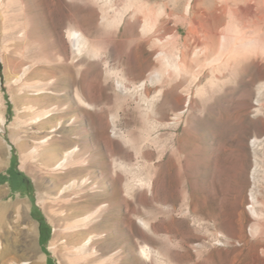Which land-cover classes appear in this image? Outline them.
<instances>
[{"label":"rangeland","instance_id":"obj_1","mask_svg":"<svg viewBox=\"0 0 264 264\" xmlns=\"http://www.w3.org/2000/svg\"><path fill=\"white\" fill-rule=\"evenodd\" d=\"M109 1L106 5L96 0H0V112L6 118L5 133H0V205L11 206L3 223L34 226L33 261L44 254L41 264L78 263L74 245L68 242L72 234L68 226L74 221L64 219L60 189L74 180L77 184L86 180L91 187L98 181L111 189L113 181L121 180L124 186L135 177L151 182L152 187L140 186L130 196L122 187L125 258L120 263L116 250H110L105 264H159L142 257L141 247L146 243L162 253L160 261L170 264H264L260 239L250 235L251 142L264 138V115L255 116L251 109L255 96L241 121H216L218 113L227 110L211 113L197 104L194 114L185 113L176 129L165 127L183 109L185 96L166 83L162 95L152 105L148 102L163 87L149 82L144 90L138 86L159 68L156 57L161 49L141 37L144 14L128 10L119 28L103 22V15L109 20L120 17L134 0ZM149 2L152 7L161 3ZM70 27L82 28L90 38V49L83 56L74 54ZM174 49V44L165 43V51ZM78 94L90 106L81 103ZM45 112L49 114L36 121ZM188 129L190 136H186ZM174 133L177 144L184 138L186 143L201 145L197 173L194 164H185L186 154L178 151L176 165L169 164L174 142L167 144L160 158L157 145ZM44 136L49 141L38 146ZM205 138L214 148L212 164H217L226 196L217 227L201 229L194 225L199 214L193 209L197 204L202 209L204 203L200 188L205 175L200 171L207 154ZM76 147L78 155L68 167L53 170L64 152ZM258 156L264 167V146ZM120 163L130 171L120 170ZM160 167L178 185L171 213L165 210L169 205L155 197ZM22 182L27 189L18 188ZM139 219L150 223V232Z\"/></svg>","mask_w":264,"mask_h":264},{"label":"bare ground","instance_id":"obj_2","mask_svg":"<svg viewBox=\"0 0 264 264\" xmlns=\"http://www.w3.org/2000/svg\"><path fill=\"white\" fill-rule=\"evenodd\" d=\"M96 1L106 5L110 3L109 0ZM149 1L134 0L125 6L120 17L109 20L103 15L102 20L109 26L119 28L125 22L128 10L134 14H144V19H140V22L142 21L140 34L144 41H153L155 46L161 49L156 57L160 66L151 72L138 88L144 90L148 82L163 87L148 101L151 105L162 95L166 83L172 88L171 90L180 91L185 96L183 109L177 111L172 118L173 121L165 123V127L176 129L185 113L194 114L197 104L202 108H208L211 113L216 110L218 112L222 109L227 110L225 113H218V117H215L216 121L222 118L241 121L248 115L252 96H255L256 101L251 108L253 113L255 116L264 115V0H157L161 3L156 7H152ZM68 37L76 56H83L90 49V38L82 28L70 27ZM167 42L174 44L173 52L164 50ZM80 94L77 95L78 100L90 106ZM214 101L217 103L213 104ZM47 114L49 113L41 114L36 121L41 122ZM211 122V118L207 119L208 127ZM5 128L6 118L0 112V133H5ZM186 133V136L192 135L190 129L186 130ZM211 134L209 128L208 135ZM175 136L176 133L172 134L166 143L159 142L157 146L160 158L164 156L167 144L171 145L170 143L174 142V148L171 147V154L169 153V164L176 165L175 155L178 151L186 154L185 164L187 166L194 164L197 173L201 145L186 143L184 138L182 140L179 138L177 144ZM49 138L44 136L37 145L46 144ZM204 143L207 154L203 161L200 160L204 163L200 171L205 175L204 185L200 188L204 203L202 209L197 208L199 204L193 209L195 214H199L198 218L193 220L194 225L201 229L219 223L222 218V201L226 196V191L220 188L221 179L217 164H212L214 148L209 139ZM38 146L33 152H37ZM251 146L254 166L250 178L254 187L249 195L251 203L249 213L252 219L250 235L252 238L260 239L258 246L264 254V192L262 191L264 167L258 156V150L264 146V138H254ZM78 151L77 147L65 151L62 158L53 166V170L66 169L71 159L78 155ZM118 167L122 171L129 170L123 163ZM162 170V167L158 170L159 181L156 184L155 197L159 202L168 204L165 210L171 213L174 207L172 201L176 197L178 185L176 186L173 175L166 178ZM134 178L123 184L124 186L120 185L121 180H115L111 189L98 181L91 187L86 180L80 182L81 184H77L74 180L62 186L60 194L64 196L62 199L65 201L62 200L65 203L64 219L74 221L68 226L72 231L71 235L68 233L71 236L68 242L74 245L76 251L78 263L74 261L75 264H105L107 260L105 256L110 250H116V258L120 263L125 258L127 221L120 213L122 187L128 196L140 186H145L147 189L152 187L151 182L143 183ZM179 180L182 182L181 179ZM234 200H231L232 207ZM9 208L11 206L0 205V264H41V261L45 260L44 254L35 257L37 259L35 261L30 256V252L35 250L34 226L32 224L21 226L17 221L10 225L4 224L3 217ZM22 218L27 220L24 215ZM139 222L144 229L151 231L148 221L139 219ZM162 224L158 227H162ZM161 254L147 243L141 247V255L147 261L158 260L159 264H170L160 261ZM109 259L111 260L112 257Z\"/></svg>","mask_w":264,"mask_h":264},{"label":"flooded vegetation","instance_id":"obj_3","mask_svg":"<svg viewBox=\"0 0 264 264\" xmlns=\"http://www.w3.org/2000/svg\"><path fill=\"white\" fill-rule=\"evenodd\" d=\"M9 177H10V178H12V177L14 178V176H13L12 174H10ZM10 178H9V180H8L9 182H10V180H11ZM22 188L27 189V184L24 183V182H22L21 185H20V190H22Z\"/></svg>","mask_w":264,"mask_h":264},{"label":"trees","instance_id":"obj_4","mask_svg":"<svg viewBox=\"0 0 264 264\" xmlns=\"http://www.w3.org/2000/svg\"><path fill=\"white\" fill-rule=\"evenodd\" d=\"M18 188H20V187H18Z\"/></svg>","mask_w":264,"mask_h":264}]
</instances>
